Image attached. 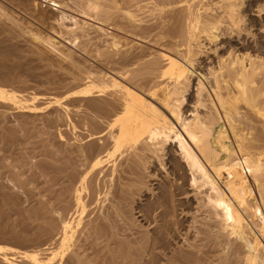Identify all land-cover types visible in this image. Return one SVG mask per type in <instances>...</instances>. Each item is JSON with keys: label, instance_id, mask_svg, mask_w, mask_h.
I'll list each match as a JSON object with an SVG mask.
<instances>
[{"label": "bare ground", "instance_id": "6f19581e", "mask_svg": "<svg viewBox=\"0 0 264 264\" xmlns=\"http://www.w3.org/2000/svg\"><path fill=\"white\" fill-rule=\"evenodd\" d=\"M0 264H264V0H0Z\"/></svg>", "mask_w": 264, "mask_h": 264}, {"label": "rangeland", "instance_id": "374dc122", "mask_svg": "<svg viewBox=\"0 0 264 264\" xmlns=\"http://www.w3.org/2000/svg\"><path fill=\"white\" fill-rule=\"evenodd\" d=\"M31 79H32V81L34 82V80H35V77H31Z\"/></svg>", "mask_w": 264, "mask_h": 264}]
</instances>
